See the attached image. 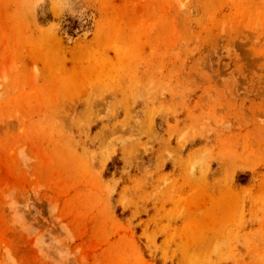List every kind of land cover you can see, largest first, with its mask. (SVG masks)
Returning a JSON list of instances; mask_svg holds the SVG:
<instances>
[{"label": "rangeland", "instance_id": "374dc122", "mask_svg": "<svg viewBox=\"0 0 264 264\" xmlns=\"http://www.w3.org/2000/svg\"><path fill=\"white\" fill-rule=\"evenodd\" d=\"M0 264H264V0H0Z\"/></svg>", "mask_w": 264, "mask_h": 264}]
</instances>
